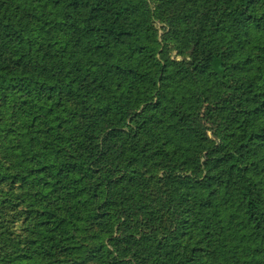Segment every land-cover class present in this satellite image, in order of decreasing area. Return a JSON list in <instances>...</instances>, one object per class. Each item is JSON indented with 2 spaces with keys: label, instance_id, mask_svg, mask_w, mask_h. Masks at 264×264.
Returning <instances> with one entry per match:
<instances>
[{
  "label": "trees",
  "instance_id": "trees-1",
  "mask_svg": "<svg viewBox=\"0 0 264 264\" xmlns=\"http://www.w3.org/2000/svg\"><path fill=\"white\" fill-rule=\"evenodd\" d=\"M0 264H95L91 0H0Z\"/></svg>",
  "mask_w": 264,
  "mask_h": 264
}]
</instances>
